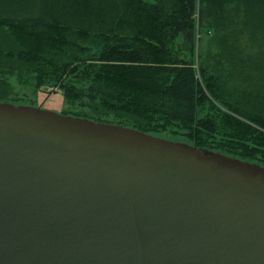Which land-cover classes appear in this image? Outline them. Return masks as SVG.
Wrapping results in <instances>:
<instances>
[{"label":"water","instance_id":"95a60500","mask_svg":"<svg viewBox=\"0 0 264 264\" xmlns=\"http://www.w3.org/2000/svg\"><path fill=\"white\" fill-rule=\"evenodd\" d=\"M0 264H264V166L0 101Z\"/></svg>","mask_w":264,"mask_h":264},{"label":"trees","instance_id":"16d2710c","mask_svg":"<svg viewBox=\"0 0 264 264\" xmlns=\"http://www.w3.org/2000/svg\"><path fill=\"white\" fill-rule=\"evenodd\" d=\"M12 76L65 113L264 165V0H0L1 102Z\"/></svg>","mask_w":264,"mask_h":264},{"label":"rangeland","instance_id":"374dc122","mask_svg":"<svg viewBox=\"0 0 264 264\" xmlns=\"http://www.w3.org/2000/svg\"><path fill=\"white\" fill-rule=\"evenodd\" d=\"M207 42H208V36L205 35L202 38L203 50L206 49ZM11 81H12V85H13V89L15 93L12 95L13 98L11 101H5V102L14 103L16 105H29V106H38V107L48 108V109L58 111L62 114H67V115H74V114L65 113L66 111L68 110L72 111V110L79 109V108L75 109L74 107L70 106L66 101H64L63 92L60 90L56 92L50 91L49 89H43L40 91H36V89L33 86L25 87L22 84H20L18 79L15 76L11 77ZM172 140H175V139H172ZM175 141H182V140H175ZM182 142H186V143L194 145L193 143H190L187 140H184ZM260 165L264 166L263 164H260Z\"/></svg>","mask_w":264,"mask_h":264}]
</instances>
